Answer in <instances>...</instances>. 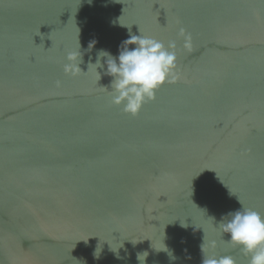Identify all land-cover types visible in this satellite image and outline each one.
<instances>
[{
	"label": "water",
	"instance_id": "95a60500",
	"mask_svg": "<svg viewBox=\"0 0 264 264\" xmlns=\"http://www.w3.org/2000/svg\"><path fill=\"white\" fill-rule=\"evenodd\" d=\"M126 26L176 42L135 116L64 72ZM238 199L264 216V0H0V264H202L204 240L248 264L216 227Z\"/></svg>",
	"mask_w": 264,
	"mask_h": 264
},
{
	"label": "clouds",
	"instance_id": "9594fccd",
	"mask_svg": "<svg viewBox=\"0 0 264 264\" xmlns=\"http://www.w3.org/2000/svg\"><path fill=\"white\" fill-rule=\"evenodd\" d=\"M87 2L91 4L93 0ZM119 21L120 17L119 25L125 26ZM112 23L115 25L117 21ZM128 31L129 36L122 41L118 55L114 56L105 49L98 50L95 62L89 58L87 71L80 68L83 55L78 36L79 47L67 53L68 62L64 65V72L75 76L91 70L97 82L102 79V75L111 77L109 84L101 87L110 92L112 104L122 106L124 113L135 116L145 103L155 99L160 87L165 83L176 82L179 74L175 41H170L165 46L153 37L142 35L140 32L139 35L132 34L129 28ZM179 35L184 39V47L190 49L191 39L183 28L180 29ZM96 43L95 40L91 41L88 50L90 51ZM238 201L241 207L224 214L216 227L223 235H228L227 243L249 257L248 264H264V216L252 208L244 207L239 199ZM132 243L135 245L137 242ZM200 247L202 264H236L231 254L215 253L217 244L214 240L207 243L204 240ZM161 251L167 252L170 259H176L167 246L166 250ZM100 252L101 248L98 251L97 246L93 253L94 258L99 259ZM148 255L147 251L137 252L136 259L139 264H146ZM117 259H121L118 252Z\"/></svg>",
	"mask_w": 264,
	"mask_h": 264
}]
</instances>
